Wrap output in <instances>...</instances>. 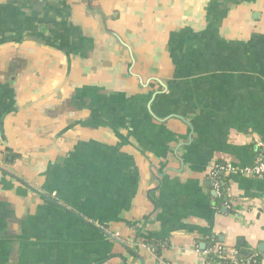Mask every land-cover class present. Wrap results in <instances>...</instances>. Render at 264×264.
Here are the masks:
<instances>
[{"label":"crops","instance_id":"crops-1","mask_svg":"<svg viewBox=\"0 0 264 264\" xmlns=\"http://www.w3.org/2000/svg\"><path fill=\"white\" fill-rule=\"evenodd\" d=\"M0 8V264H205L211 239L264 246V176L240 171L264 150V0ZM216 162L239 170L235 213ZM147 240L169 243L161 258Z\"/></svg>","mask_w":264,"mask_h":264},{"label":"built area","instance_id":"built-area-1","mask_svg":"<svg viewBox=\"0 0 264 264\" xmlns=\"http://www.w3.org/2000/svg\"><path fill=\"white\" fill-rule=\"evenodd\" d=\"M236 171H239L238 168L228 162L226 163L216 162L210 167V172H209L210 180L214 184V188L217 191L218 195L220 194L221 185L224 183L223 180H220L218 174L226 173V175L230 176V174L236 173ZM240 171L244 175L249 177L264 176V150H262L256 155V158L251 165L243 167V169H241ZM228 193H229V188H228ZM228 207H230V201ZM196 251L202 254V256L205 258V262L207 256L210 253H215L220 257L229 259V261H224V263L219 262L218 264H245L243 262V259L235 258L238 251L232 247L230 248V246H224L221 244H216L214 246L205 247V248H200L199 246H196ZM224 252H228V254L223 256ZM249 261H251V259H247V263ZM261 262L264 264V255L262 256Z\"/></svg>","mask_w":264,"mask_h":264},{"label":"trees","instance_id":"trees-1","mask_svg":"<svg viewBox=\"0 0 264 264\" xmlns=\"http://www.w3.org/2000/svg\"><path fill=\"white\" fill-rule=\"evenodd\" d=\"M1 10H2V8H0V14H1ZM218 175H219L220 180H223V182H224L221 185L220 194L217 197L218 206H219V208H222L223 206H226V205L228 207L227 202H229L228 201L229 198L227 197V195H228V188H229V186H228L229 176L226 175V173L225 174L219 173ZM212 186L214 188L213 183H212ZM228 210L235 213V212H237L238 208L235 207L234 205L230 204V207L228 208ZM147 244H149L150 247H153V249L156 251V255L159 256L160 258L162 255V250L167 248L169 245V243L166 241H153V240H147ZM216 244L229 246V245H226L224 242L218 241L217 239H211V241H209L207 243L206 247L214 246ZM231 247L238 251L235 258L236 259H243V262L245 264L247 263V259H251V261H249L247 264H263L261 262V259H262V256L264 255V251H261L259 249H252L249 245L242 244L239 241L235 245L230 246V248ZM226 254H228V252H224L223 256H225ZM224 261H229V259L220 257L215 253H210L206 258L205 264H218L219 262L224 263Z\"/></svg>","mask_w":264,"mask_h":264},{"label":"water","instance_id":"water-1","mask_svg":"<svg viewBox=\"0 0 264 264\" xmlns=\"http://www.w3.org/2000/svg\"><path fill=\"white\" fill-rule=\"evenodd\" d=\"M190 126H191V124H189ZM192 128V127H191ZM215 193L217 194V191L215 190ZM221 239H223L222 237H221ZM240 243H244V241L243 240H240ZM259 249L261 250V251H264V246H263V244L261 245V246H259Z\"/></svg>","mask_w":264,"mask_h":264}]
</instances>
